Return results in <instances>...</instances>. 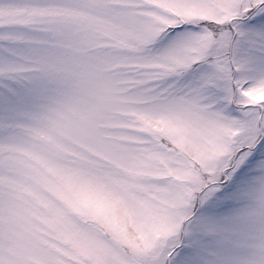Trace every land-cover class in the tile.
<instances>
[{
    "label": "snow or ice",
    "instance_id": "snow-or-ice-1",
    "mask_svg": "<svg viewBox=\"0 0 264 264\" xmlns=\"http://www.w3.org/2000/svg\"><path fill=\"white\" fill-rule=\"evenodd\" d=\"M0 264H264V0H0Z\"/></svg>",
    "mask_w": 264,
    "mask_h": 264
}]
</instances>
